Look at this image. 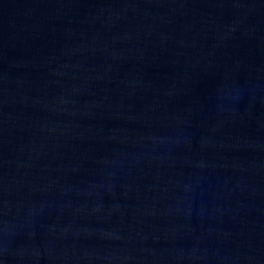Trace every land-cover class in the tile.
<instances>
[{
  "label": "water",
  "instance_id": "obj_1",
  "mask_svg": "<svg viewBox=\"0 0 264 264\" xmlns=\"http://www.w3.org/2000/svg\"><path fill=\"white\" fill-rule=\"evenodd\" d=\"M0 264H264V75L0 51Z\"/></svg>",
  "mask_w": 264,
  "mask_h": 264
}]
</instances>
